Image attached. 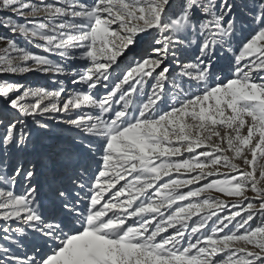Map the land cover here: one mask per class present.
I'll use <instances>...</instances> for the list:
<instances>
[{
  "label": "snow or ice",
  "instance_id": "1",
  "mask_svg": "<svg viewBox=\"0 0 264 264\" xmlns=\"http://www.w3.org/2000/svg\"><path fill=\"white\" fill-rule=\"evenodd\" d=\"M0 264H264V0H0Z\"/></svg>",
  "mask_w": 264,
  "mask_h": 264
},
{
  "label": "rangeland",
  "instance_id": "2",
  "mask_svg": "<svg viewBox=\"0 0 264 264\" xmlns=\"http://www.w3.org/2000/svg\"><path fill=\"white\" fill-rule=\"evenodd\" d=\"M5 15H10L9 13H5ZM20 43L27 47V45H24V42L21 40ZM144 46V45H142ZM132 58L129 57L128 59L124 60L123 63L120 65L119 68H117L115 70V72L113 73V79L115 80L122 72V70L124 68L127 67L128 63L130 62ZM230 59H231V55H230ZM224 67V71L219 72V76L221 77V82H223L224 78L226 76L230 77L231 76V70L230 67L228 66V62L225 61L222 65ZM2 79H6V80H10V81H14V82H20V83H24L26 86H32V87H45V88H55L56 85L53 83L54 80H56V77H51V76H42L39 74H29L26 77H13V76H6L3 77ZM63 81L65 87L71 92L74 90H78L77 86H73L69 83V79L70 78H59ZM60 117H57V119H59ZM50 127L52 128L55 136L57 137V140L55 141L56 143L61 142L62 140H64L65 138H69L72 135V130L70 129H66L63 126H57L54 124H50ZM25 191V189L22 186H17L16 188V192L18 194H23V192ZM260 221L257 220L254 224V226L259 225Z\"/></svg>",
  "mask_w": 264,
  "mask_h": 264
}]
</instances>
